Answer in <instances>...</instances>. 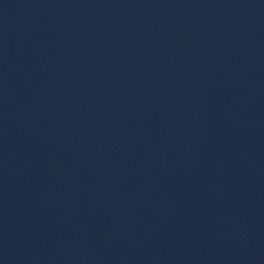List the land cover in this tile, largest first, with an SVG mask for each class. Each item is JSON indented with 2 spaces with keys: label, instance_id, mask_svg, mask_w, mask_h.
<instances>
[{
  "label": "water",
  "instance_id": "obj_1",
  "mask_svg": "<svg viewBox=\"0 0 264 264\" xmlns=\"http://www.w3.org/2000/svg\"><path fill=\"white\" fill-rule=\"evenodd\" d=\"M0 264H264V0H0Z\"/></svg>",
  "mask_w": 264,
  "mask_h": 264
}]
</instances>
